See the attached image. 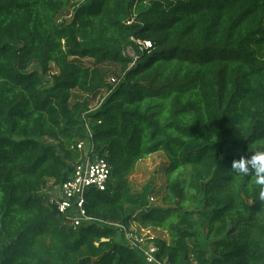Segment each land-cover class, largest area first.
I'll list each match as a JSON object with an SVG mask.
<instances>
[{
  "label": "trees",
  "instance_id": "trees-1",
  "mask_svg": "<svg viewBox=\"0 0 264 264\" xmlns=\"http://www.w3.org/2000/svg\"><path fill=\"white\" fill-rule=\"evenodd\" d=\"M85 123L110 180L73 229L41 192L71 177ZM258 150L264 0H0V264H146L110 223L166 234L161 263L264 264V189L231 169ZM159 152L160 206L129 181Z\"/></svg>",
  "mask_w": 264,
  "mask_h": 264
},
{
  "label": "built area",
  "instance_id": "built-area-1",
  "mask_svg": "<svg viewBox=\"0 0 264 264\" xmlns=\"http://www.w3.org/2000/svg\"><path fill=\"white\" fill-rule=\"evenodd\" d=\"M137 44L142 50L151 48V44L147 41H137ZM108 83L113 86L117 84V81L111 78L108 79ZM89 111L92 112V110ZM85 127L86 137L76 145L81 157L74 166L71 177L61 184L46 187L41 192L45 199V205L54 209L57 215L64 218L67 226L73 229L96 222V219L88 215L86 210L87 194L92 190L105 191L110 180V167L104 158L96 154L91 141V130L87 123H85ZM149 201L154 202V198L149 197ZM110 225L118 227L128 239L130 237V239L134 240L131 243L138 245L141 242V239L137 240L136 236L128 233L123 226L112 223ZM152 239L151 237L150 240ZM156 252L157 248L152 243L147 245L145 250L142 249L146 264H165L158 262L155 258Z\"/></svg>",
  "mask_w": 264,
  "mask_h": 264
},
{
  "label": "rangeland",
  "instance_id": "rangeland-1",
  "mask_svg": "<svg viewBox=\"0 0 264 264\" xmlns=\"http://www.w3.org/2000/svg\"><path fill=\"white\" fill-rule=\"evenodd\" d=\"M68 19L67 15L64 17ZM126 57L130 58L133 62L136 61L135 52L132 49H127L125 52ZM133 63L130 65L132 66ZM101 71L104 74V81L106 82L108 79L114 78L118 81V76L120 75V65L111 63L101 67ZM107 94V90H105L102 95L93 98L90 95H84L80 92H73V101H83L86 100L88 102V109L94 111L98 108ZM167 163V159L163 153H155L138 162L134 173L129 177V181L131 184L138 190H147L148 196L153 197L156 205H162V198L165 195L163 191L165 185V175L163 174L162 167ZM156 193H159L156 195ZM133 225V224H131ZM133 227V226H132ZM130 228L127 230L128 233H132L136 236L137 240L141 239V242L138 243L141 249H146L147 245L150 244V238L153 239L157 237L165 236L163 233L159 231L151 232V234H147L146 232H141L137 228ZM134 241L132 239H127L123 236V242L130 243Z\"/></svg>",
  "mask_w": 264,
  "mask_h": 264
},
{
  "label": "clouds",
  "instance_id": "clouds-1",
  "mask_svg": "<svg viewBox=\"0 0 264 264\" xmlns=\"http://www.w3.org/2000/svg\"><path fill=\"white\" fill-rule=\"evenodd\" d=\"M231 169L241 178L251 174L255 177L256 184L264 189V151L258 150L251 154L250 158L241 157L234 160Z\"/></svg>",
  "mask_w": 264,
  "mask_h": 264
},
{
  "label": "crops",
  "instance_id": "crops-1",
  "mask_svg": "<svg viewBox=\"0 0 264 264\" xmlns=\"http://www.w3.org/2000/svg\"><path fill=\"white\" fill-rule=\"evenodd\" d=\"M52 185H54V182L53 181H49L48 182V184H47V186L46 187H50V186H52ZM132 228H137L138 229V227L135 225V224H133V225H130ZM130 228V227H129ZM141 232H146L147 234H151V232H154V231H158V230H152V231H149V230H140ZM160 232V231H159ZM161 233H163V232H161ZM164 234V233H163ZM165 236H162L161 238H163V239H167V235L166 234H164ZM124 237H126L125 235H124ZM127 238V237H126ZM153 238V237H152ZM128 239V238H127Z\"/></svg>",
  "mask_w": 264,
  "mask_h": 264
}]
</instances>
